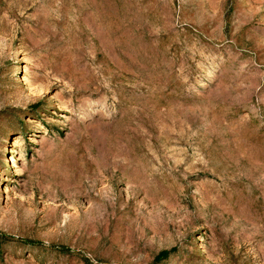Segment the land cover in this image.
<instances>
[{
	"label": "rangeland",
	"instance_id": "obj_1",
	"mask_svg": "<svg viewBox=\"0 0 264 264\" xmlns=\"http://www.w3.org/2000/svg\"><path fill=\"white\" fill-rule=\"evenodd\" d=\"M0 264H264V0H0Z\"/></svg>",
	"mask_w": 264,
	"mask_h": 264
},
{
	"label": "trees",
	"instance_id": "obj_2",
	"mask_svg": "<svg viewBox=\"0 0 264 264\" xmlns=\"http://www.w3.org/2000/svg\"><path fill=\"white\" fill-rule=\"evenodd\" d=\"M166 252H161L160 255H164Z\"/></svg>",
	"mask_w": 264,
	"mask_h": 264
}]
</instances>
